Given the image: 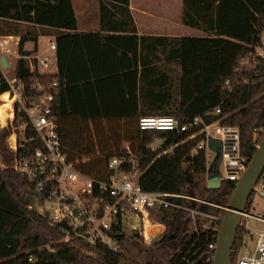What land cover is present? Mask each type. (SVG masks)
<instances>
[{"label": "trees", "instance_id": "obj_1", "mask_svg": "<svg viewBox=\"0 0 264 264\" xmlns=\"http://www.w3.org/2000/svg\"><path fill=\"white\" fill-rule=\"evenodd\" d=\"M109 1L120 5L124 23L128 22L132 33H135L128 0ZM181 22L183 26L203 31L208 36L141 38L164 43L163 49H170L171 59L177 63L179 77L175 104L173 84H169L168 79L154 82L147 79L146 84L147 107L169 105L170 98V111L161 114L147 112L137 117L131 126H73L65 121L71 114H68L62 96L60 50L57 53L58 74H40L36 61L28 59L36 50L37 36L22 32L19 27L30 24L75 31L71 0H0V24L11 27L6 31L0 30V37H19L14 75L26 89L36 82H57L53 107L59 123L62 149L80 173L100 180L107 178L111 174L107 163L113 158H127L121 143L128 142L130 156L137 159L139 184L143 191L187 196L201 202L182 200L181 206L223 216L225 212L216 206L227 207L236 183L224 181L216 190L206 187L205 152L191 156L192 149L203 136L188 139L190 133L199 131L201 127L196 126L188 134L177 136L140 131L138 120L163 115L183 122L197 116L207 124L220 121L221 125L238 128L241 154L250 161L264 139V58L250 70L241 69L239 63L264 30V0H182ZM82 36L96 35L64 34L56 39L57 46L61 50L62 47L73 46L75 38ZM132 38L137 39L134 35ZM28 42L34 43L33 51L24 50ZM150 61L146 59L147 64ZM157 87L163 88L152 93ZM7 90L0 69V95ZM166 98L168 102H165ZM216 107L220 109L218 116H205ZM102 117L110 119L108 114ZM90 118L94 120V116ZM20 121V117L15 115L11 127H16ZM11 127L0 131V264H203L206 250L202 246L208 241L215 243L218 233H201L198 229L201 238L197 240L189 213L177 208L151 211L165 230L150 246L144 245L140 238L121 236H118L121 246L118 253L102 246H90L77 238L62 243L63 235L48 224L46 214H40L34 207L29 208L33 202L32 185L12 168L14 157L26 156L38 146V141L26 144L25 149H18L16 155L12 154L8 149ZM25 132L27 136H33L28 128ZM157 140L159 146L156 145ZM169 148H173L172 154H163ZM239 233L240 229L237 237ZM237 240L231 264L235 259ZM199 247L200 250L195 252ZM29 257L33 263L27 262Z\"/></svg>", "mask_w": 264, "mask_h": 264}, {"label": "built area", "instance_id": "obj_2", "mask_svg": "<svg viewBox=\"0 0 264 264\" xmlns=\"http://www.w3.org/2000/svg\"><path fill=\"white\" fill-rule=\"evenodd\" d=\"M0 46H6V41L2 38ZM55 48V44L51 43L50 49ZM263 58L264 30L259 34L255 46L240 61L239 67L245 70L253 69ZM28 59L36 61L37 69L38 66L44 69L49 67L46 58L32 56ZM0 69L8 86V90L3 93L7 95V100L6 102L0 100V105L8 104L11 113L5 118V123H8L5 130L11 127L15 115L21 119L16 127H11V135L8 138L9 151L16 155L18 149H25L26 144L38 141V146L32 152L21 158L14 157L12 168L32 185L31 198L36 200V203L32 202L29 208L34 207L38 210L40 203L48 224L63 235L62 243L77 238L90 246H102L113 253H118L121 251L118 236L133 238L132 234L137 233L142 243L150 246L165 230L164 225L155 220L151 211L169 208L189 213L197 240L201 238L198 229L201 233L219 232L223 216L181 206L182 200L201 201L178 194L143 191L139 184L137 159L130 156L129 146L125 147L127 158H113L107 163V170L111 173L107 178L100 180L80 173L68 161L62 149L59 123L53 107L57 82H36L30 89H26L14 75L15 69L11 66L3 69L1 65ZM9 71H12L11 76ZM219 114L220 109L216 107L205 116ZM196 126L201 128L190 133L188 139L198 135H202L203 138L192 149L191 156L205 152L206 174H215L216 181L220 183L224 181L237 183L249 164V160L241 154L238 128L221 125L220 121L207 124L200 116L188 122L171 116H147L138 120L140 131L164 132L177 136L188 134ZM26 128L33 136L26 135ZM0 131H4L1 126ZM12 136L13 146L10 143ZM210 139L220 143V149L215 161L216 166L209 172L208 167L215 158L216 149L215 147L209 149ZM159 144L157 140L156 145ZM172 152L173 148H169L163 154ZM252 195L264 200V169ZM176 198L180 200L179 205L171 202ZM216 207L224 212L226 210V207ZM124 225L132 226V231L128 235ZM238 229L240 233L238 237L236 235L238 246L234 251V264H264V212L255 215L245 210L241 214ZM202 247L206 250L203 264H213L216 242L208 241ZM199 250L200 247L195 252ZM27 262L33 263L32 257L27 258Z\"/></svg>", "mask_w": 264, "mask_h": 264}, {"label": "crops", "instance_id": "obj_3", "mask_svg": "<svg viewBox=\"0 0 264 264\" xmlns=\"http://www.w3.org/2000/svg\"><path fill=\"white\" fill-rule=\"evenodd\" d=\"M71 4L76 20L75 31L19 25L22 32L37 36L36 50L32 56L48 59L52 71L46 75L58 74L57 53L60 50L62 96L64 106L71 114L65 121L73 126H131L137 117L147 112L161 114L170 111V98L169 105L147 107L146 84L147 79L153 82L168 79L169 84H173L175 104L179 77L177 63L171 59L170 49H163L164 43L141 38L207 37L208 34L203 31L183 26L182 0H128V12L135 33H132L128 22L124 23L125 16L118 3L109 0H71ZM64 34L96 36L75 38L73 46L62 47L61 50L56 39ZM133 35L137 39L132 38ZM0 38L6 41L5 47L0 46V56L5 57L7 64L15 69L19 37L10 35ZM51 43L55 44V50L50 49ZM24 50L33 51L34 43H26ZM147 58L151 60L148 64ZM162 88L157 87L152 93L160 92ZM165 102H168L167 98ZM104 114H108L110 119H103ZM91 116H94L93 121ZM7 126L8 123L2 130ZM33 203L36 200L33 199Z\"/></svg>", "mask_w": 264, "mask_h": 264}, {"label": "water", "instance_id": "obj_4", "mask_svg": "<svg viewBox=\"0 0 264 264\" xmlns=\"http://www.w3.org/2000/svg\"><path fill=\"white\" fill-rule=\"evenodd\" d=\"M0 65L3 69L9 68L5 57H1ZM208 147L209 149H213V147L216 148L214 150L215 158L208 167V171L210 172L212 168L216 166L215 161L218 157L220 143L210 139L208 141ZM263 169L264 139L257 147L256 152L249 161L247 169L241 176L240 180L236 183L235 188L232 192L218 232L213 264H231V255L233 252V246L240 223L241 214L245 211V207L252 195L254 186L257 183ZM206 187L211 190H216L221 187V183L217 182L215 179V181L207 182ZM171 202L176 205L180 204V200L178 198L172 199ZM38 206V212L40 214H43L40 203L38 204ZM132 237L138 238V234L133 233Z\"/></svg>", "mask_w": 264, "mask_h": 264}, {"label": "rangeland", "instance_id": "obj_5", "mask_svg": "<svg viewBox=\"0 0 264 264\" xmlns=\"http://www.w3.org/2000/svg\"><path fill=\"white\" fill-rule=\"evenodd\" d=\"M8 28H11V27H7L5 25L0 24V30L6 31ZM38 71L40 74H47V73H50L52 71V69L50 67H48V69H44V68L40 67ZM9 76H11V74H9ZM126 146H129L128 142L121 143L122 148H125ZM83 160H86V158H83ZM219 170H220V168H219ZM215 179H216L215 174H212V173L206 174V181L207 182L215 181ZM245 209H247V211L252 213V214H255V215L260 214V213L264 212V200L258 198L255 195H251ZM124 230L126 232V235H128L132 231V226L131 225H124ZM251 246L253 247V244H251ZM241 253H243V250L241 251ZM234 260L235 259H233V264H234Z\"/></svg>", "mask_w": 264, "mask_h": 264}, {"label": "bare ground", "instance_id": "obj_6", "mask_svg": "<svg viewBox=\"0 0 264 264\" xmlns=\"http://www.w3.org/2000/svg\"><path fill=\"white\" fill-rule=\"evenodd\" d=\"M0 100L2 102H6L7 100V95L3 94L0 96ZM10 110L8 109V104L0 105V126L1 128H5L6 123H5V118L10 116ZM10 143L13 146L14 145V136L10 138Z\"/></svg>", "mask_w": 264, "mask_h": 264}]
</instances>
